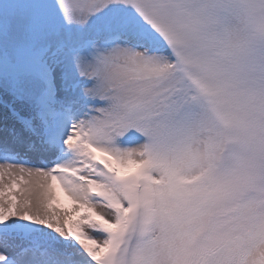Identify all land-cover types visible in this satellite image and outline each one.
Segmentation results:
<instances>
[{
    "label": "snow or ice",
    "instance_id": "obj_1",
    "mask_svg": "<svg viewBox=\"0 0 264 264\" xmlns=\"http://www.w3.org/2000/svg\"><path fill=\"white\" fill-rule=\"evenodd\" d=\"M0 264H264V0H0Z\"/></svg>",
    "mask_w": 264,
    "mask_h": 264
}]
</instances>
